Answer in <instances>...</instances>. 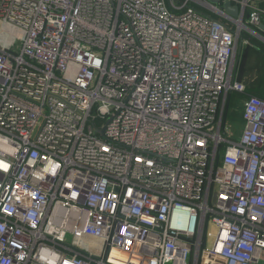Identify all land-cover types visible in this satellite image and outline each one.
Returning a JSON list of instances; mask_svg holds the SVG:
<instances>
[{"label": "built area", "instance_id": "2783aa9c", "mask_svg": "<svg viewBox=\"0 0 264 264\" xmlns=\"http://www.w3.org/2000/svg\"><path fill=\"white\" fill-rule=\"evenodd\" d=\"M221 1L0 0V264H264V100L229 132L221 8L264 34V1Z\"/></svg>", "mask_w": 264, "mask_h": 264}, {"label": "rangeland", "instance_id": "374dc122", "mask_svg": "<svg viewBox=\"0 0 264 264\" xmlns=\"http://www.w3.org/2000/svg\"><path fill=\"white\" fill-rule=\"evenodd\" d=\"M262 6L264 7V3L262 4ZM232 23L235 29L238 30L239 33H241V37H246V42H248L247 44H244L245 41L241 43L239 40L236 49L237 55L234 65L237 64L238 58L241 57V54L244 52V56H242L244 57V60L241 68L243 75L240 76V80L246 87H248L250 83L255 84L256 82H258L259 87L264 89V52L252 50V46H250V40L252 39V41L257 43L259 48L264 51V40L262 39V35L260 33H257L256 29L249 24L248 18L244 19L243 21L244 27L234 21H232ZM242 44L245 47H243ZM242 48L245 49L241 51ZM240 100L241 104L239 103V106L234 112L237 116H239L238 118L240 119L238 121L235 120L233 122H228L229 132L231 133L232 131H234L236 136L240 135L244 128V124L242 123V113L245 108L243 101L244 98L242 97L240 98ZM209 232L213 235L217 234V230L214 226L209 227Z\"/></svg>", "mask_w": 264, "mask_h": 264}, {"label": "trees", "instance_id": "16d2710c", "mask_svg": "<svg viewBox=\"0 0 264 264\" xmlns=\"http://www.w3.org/2000/svg\"><path fill=\"white\" fill-rule=\"evenodd\" d=\"M198 10H203L201 7L199 6H195ZM205 13V12H204ZM249 10L246 11V18H249ZM212 16L217 19V20H220L221 18L219 16H216L214 14H212ZM246 37H241L240 36V42L243 43V41H246ZM243 47H245L243 44H242ZM250 46H252V50H258V51H261V52H264L262 51L259 46L257 45V43H255L254 41H252V39L250 40ZM245 49V48H242L241 51ZM244 52L241 54V57L238 58L237 60V64L234 65V79L236 81H239L241 83H243L240 79V76L243 75V72H242V64H243V60H244ZM246 87V86H245ZM249 87V89H248ZM247 90L244 94H241V93H237V92H232V94L229 95V98H228V102H227V110H226V113H225V121L226 122H233L235 120H239L240 118H238L239 116H237L234 112L235 110L237 109V107L239 106V103L241 104V100L240 98H244L243 101H245L247 99V97H249L250 95H255V96H258L259 98L263 99L264 100V89H262L261 87H259L258 85V82H256L255 84H252L250 83L248 85ZM244 111V110H243ZM242 123H243V113H242ZM244 124V123H243Z\"/></svg>", "mask_w": 264, "mask_h": 264}, {"label": "water", "instance_id": "95a60500", "mask_svg": "<svg viewBox=\"0 0 264 264\" xmlns=\"http://www.w3.org/2000/svg\"><path fill=\"white\" fill-rule=\"evenodd\" d=\"M207 1L217 6L221 5L222 3L221 0H207ZM221 8L234 22L243 25V17L241 15L242 9L239 6H233L231 2H227ZM261 29L264 31V25L261 26Z\"/></svg>", "mask_w": 264, "mask_h": 264}, {"label": "crops", "instance_id": "0c3cea01", "mask_svg": "<svg viewBox=\"0 0 264 264\" xmlns=\"http://www.w3.org/2000/svg\"><path fill=\"white\" fill-rule=\"evenodd\" d=\"M263 1H264V0H263ZM261 35H262V39H264V34L262 33Z\"/></svg>", "mask_w": 264, "mask_h": 264}, {"label": "bare ground", "instance_id": "6f19581e", "mask_svg": "<svg viewBox=\"0 0 264 264\" xmlns=\"http://www.w3.org/2000/svg\"><path fill=\"white\" fill-rule=\"evenodd\" d=\"M239 24V23H238Z\"/></svg>", "mask_w": 264, "mask_h": 264}]
</instances>
